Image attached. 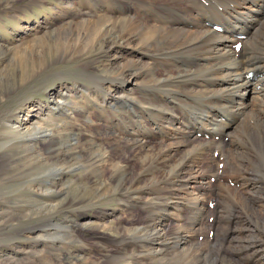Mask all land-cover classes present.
Returning a JSON list of instances; mask_svg holds the SVG:
<instances>
[{
	"label": "bare ground",
	"instance_id": "bare-ground-1",
	"mask_svg": "<svg viewBox=\"0 0 264 264\" xmlns=\"http://www.w3.org/2000/svg\"><path fill=\"white\" fill-rule=\"evenodd\" d=\"M32 1L44 10L49 0ZM53 1L0 40L29 53L16 68L0 62V137L12 148L0 158L34 167L0 201H34L40 214L78 193L70 200L89 202L79 220L94 216L100 264H264V0ZM82 21L90 27L74 37L63 31ZM73 58L84 61L73 84L47 91L51 110L32 126L44 108L18 105L13 91Z\"/></svg>",
	"mask_w": 264,
	"mask_h": 264
},
{
	"label": "rangeland",
	"instance_id": "rangeland-1",
	"mask_svg": "<svg viewBox=\"0 0 264 264\" xmlns=\"http://www.w3.org/2000/svg\"><path fill=\"white\" fill-rule=\"evenodd\" d=\"M2 1L4 2V0ZM31 2L33 3L34 1L32 0H10L8 2L9 4H6V5L5 3H0V40H2L1 42L4 43L6 41H11V39H13L12 37H13L14 30L15 29L18 30L20 27V24H22L25 21L31 22L35 20L36 13L42 12L41 14L43 15H41V18L44 17L46 14L45 9H47L50 3H53L54 1L49 0L44 10H41V9L37 10L35 8V5H32ZM142 5L146 7L149 4L147 5L142 4ZM157 9H162V8H157ZM152 10L153 9H151L150 11ZM10 11L13 12L12 16H8V18L6 17L2 18L4 13H8ZM21 13L23 14L25 13L24 14L25 16L20 20L21 21L24 19L25 20L22 22H19V25H17L18 27L17 26L15 27L14 20H15V23L17 24V18L21 16L20 15ZM89 17L88 16L84 17V19H81V20H84V21L86 20L94 21L95 20L94 22L98 20V17L94 13L90 14ZM2 19H4V22ZM6 19H9V21ZM262 21H264V18ZM74 23L75 22H73V24L65 26V28L63 29V31L67 30L68 33L72 34V37H74L75 33H72L71 29L81 26L80 28H83L84 29L83 31H85L87 27H90L88 22L82 21V23L79 22L80 24L78 23L74 24ZM3 26H5V28ZM3 38L6 41L3 40ZM2 46L6 48L8 47L6 45H2ZM52 46L54 47L53 43L51 44V47ZM16 48L17 47L11 48V49L0 48V56H1L0 62L2 61V59H4L5 62H8V63L10 61L9 63L10 66L11 64L14 63L13 66H15L14 68H16L17 61H18L17 59L19 58V56L21 54H26V53L29 55V53L25 51L23 53H20V55H18L21 49L19 48L20 49L19 50L17 48L18 49L17 50ZM9 52L11 53L9 54ZM5 54H7V56ZM2 55H4L3 56L4 58L2 57ZM6 57H9V58H6ZM73 60L74 58L70 60L69 62H67L68 64H66L62 60L56 61L52 65L53 67L51 66L50 69H46V71L44 70L45 72L43 71L44 73H42V76L40 78H37L36 81L28 85L22 86L19 89H15V91H13L14 94L11 96L12 101L15 100L14 102L18 103V105L21 104V101L24 102V100H27L29 98L28 101L29 100L31 101V104L33 105V107L41 105L44 108L43 113H41V111H35L34 113L35 116L31 122L32 126L35 123H37L40 119L45 120L46 116L48 115L47 113L49 109H47V107H50L51 100L49 96L45 95L47 91L48 90L50 91L52 88H54L56 84L60 86L61 85L71 86L73 84L72 82L73 74L72 73H74L76 70H79L80 66L84 63L83 60H77V59H75L74 61ZM62 74H67V75H62ZM60 76L62 78H60ZM8 103H10V99L6 101V104ZM4 106L0 108V121H1V117L7 112V109L6 107L4 108ZM258 117L264 120L263 116L259 115ZM21 118L25 119V117H22V116ZM249 122L251 124L253 123L251 121ZM200 137L205 138V139L209 138L205 136H200ZM218 139L216 137V140ZM3 141L4 139L1 136L0 137V144H1L0 150L2 149V147L5 146ZM56 141H58V139L55 138L54 142ZM45 142L46 141L42 143L45 144ZM153 143H158V140H154ZM5 148L6 149L3 150L4 149L3 148L2 151H7V148L9 149L8 151L12 149L11 147L10 149L9 146H5ZM81 155H84V151H81ZM7 158H10V159H7ZM13 158L14 157L12 156L9 157L8 155L0 158V183L3 182L4 184H6V187H8L7 189H3V190L0 187V191H3V192L8 191L7 193L16 194L18 193L16 192V190L18 189L17 187L19 188L22 187L21 183L24 182L25 180V179L19 178V176H24L22 178H26L27 176H30V174H32L33 172L34 167L29 163L28 165L24 167V164H25L24 161L25 160L28 161L27 159H23V158L20 159V157L18 158V156H15V159ZM18 160L19 161L23 160L22 162L20 161L21 166L18 165V162H19ZM30 165L33 168H31ZM27 167H30V169ZM22 168H25V169H22ZM220 171L221 170H219V174H220ZM214 178H215L214 176H210L209 180L211 181L212 184L213 183L215 184L216 179L214 180ZM33 179H35V177ZM72 180L75 181L77 180V178L68 177L67 180L65 181L69 182ZM88 183L89 181L87 179L85 180L84 178H81L80 180H78V185L81 186L82 189H83V185L88 184ZM230 184H231V187H234L236 185L232 181H230ZM238 186L239 184L237 185V187ZM71 194H70V197H68V199L61 198L59 200H56L55 206L53 207L52 211H49L46 213L42 211V213L40 214H39L41 210L40 203H36V202L34 203V201L32 202L25 201V199H19V198H13L8 202H4L1 200L0 201V251L3 253H0V256H1L0 264H98L99 262L101 263L102 258L104 259V257L102 256H104V254L106 253H105V250L101 248V245L99 243L100 239L97 233L96 222H94L95 221L94 216H89V218L84 220L83 222H80L79 220L80 216L78 212L80 213V212H84L90 209L89 202L85 204V203H77L76 201H73L74 199L70 200V198H72L73 195L74 196L76 194L78 195V193L72 194V196ZM39 207H40V210H39ZM43 209L46 210V208L44 207ZM60 221H63V222H60ZM212 221L213 219L210 222ZM64 222H66V224L63 228L59 226L57 228V225H56L57 223L63 224ZM68 224L71 225L69 228L66 227ZM33 226H36L37 230H39L41 233L43 232V234H52L54 238H41L37 240L36 237L38 233L36 235L31 234L32 233L31 230ZM212 235L210 234L211 237ZM199 237H200L199 238L200 241L204 240V235H200ZM20 246L25 248V251L21 250L19 248Z\"/></svg>",
	"mask_w": 264,
	"mask_h": 264
}]
</instances>
